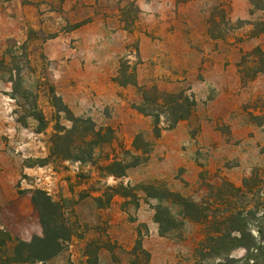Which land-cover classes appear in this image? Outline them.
Wrapping results in <instances>:
<instances>
[{
  "label": "rangeland",
  "instance_id": "1",
  "mask_svg": "<svg viewBox=\"0 0 264 264\" xmlns=\"http://www.w3.org/2000/svg\"><path fill=\"white\" fill-rule=\"evenodd\" d=\"M257 50L264 57V0H0V238L42 235L30 200L35 189L62 206L73 228L57 256L18 264H87L88 251L97 264H264ZM120 62L140 87L191 96L192 115L170 129L161 118L155 136L153 118L133 108L141 103L138 88L113 81ZM52 92L72 115L112 130L91 160L50 156L56 123L70 126L64 113L57 118ZM33 103L45 129L28 115ZM135 137L149 144L148 154L132 146ZM138 154L143 161L124 176L105 169ZM244 180L245 195L231 189ZM163 192L203 204L211 220L182 217L154 197ZM158 207L163 220L172 218L163 229ZM243 208L260 246L250 259L235 245L226 257L215 255V245L210 256L196 254L220 217ZM137 240L145 253L133 255ZM12 246H0V264H12Z\"/></svg>",
  "mask_w": 264,
  "mask_h": 264
},
{
  "label": "trees",
  "instance_id": "2",
  "mask_svg": "<svg viewBox=\"0 0 264 264\" xmlns=\"http://www.w3.org/2000/svg\"><path fill=\"white\" fill-rule=\"evenodd\" d=\"M256 52L261 54V57L259 56L255 58L257 60H254V64L256 65L254 69L255 73L264 72L263 54L258 50ZM113 81L121 87L131 85L138 88L141 95V103L139 106L133 108L138 113L153 118L155 136H158L162 129L159 127L161 118L164 119L166 129H170L179 121L188 119L193 113L195 100L191 96L184 94V92L164 93L159 92L156 88L140 87L137 84L135 71L133 69L130 70L127 64L120 62ZM51 101L56 110L57 118H59L60 113H64L66 120L70 123L68 128L61 126L59 122L56 123L54 132L50 137L49 154L51 157L78 162L89 161L97 147L111 142L114 138L110 128L97 129L91 119L72 115L54 92H52ZM28 113L30 117L37 121L40 130L45 129V117L34 103ZM132 146L137 151H141L142 154H148L149 152V144L144 142L140 137L134 138ZM132 157L130 162L116 159L106 165L105 169L109 171L110 175L115 177L124 176L128 168L134 167L143 161L140 154ZM114 166L118 168L117 171L110 170ZM246 184L247 180H244L243 188L231 186V189L245 195V190H247ZM138 189L144 191L146 194L149 193L147 186ZM154 197L168 201L172 205L179 207L181 216L188 220L194 222H209L211 220L203 204L184 198L179 194L163 192L162 194H155ZM30 200L37 212L42 235L33 236L28 242L22 240H15L13 242L9 235H5L3 239L0 238V246L5 247L7 243L13 245L12 254L6 258L12 264L50 260L65 250L66 244L70 241L73 234L72 224L64 217L62 206L58 202L52 201L46 192L35 189L31 192ZM155 214V221L160 225V229L161 227L163 229V223L164 225L165 223H172V218L170 219L169 214L165 215L166 220H163L159 216L161 214V207L156 209ZM249 214H251L250 211L243 208L231 211L218 220L215 219L217 220L218 227L214 228L211 234L199 243L196 248V254L207 253V256H210L211 252L214 253L212 249L215 245L217 247L216 251H218L215 252L217 253L215 255L221 253L224 255L223 257H226L227 254L224 253H227L232 248V245H235L236 247L243 248L247 258L250 259L251 253L259 250L260 246L257 245L256 242L258 240L253 236L252 231L248 227L249 217L247 215ZM260 217L263 218L264 213ZM257 233L261 234L259 231ZM0 234H2L1 231ZM137 249L145 253L140 246V240H137L135 243L133 255H136ZM87 264H97V256L94 252H87Z\"/></svg>",
  "mask_w": 264,
  "mask_h": 264
}]
</instances>
